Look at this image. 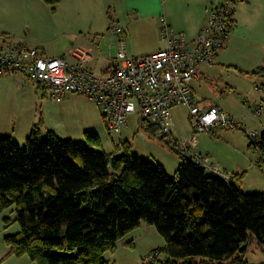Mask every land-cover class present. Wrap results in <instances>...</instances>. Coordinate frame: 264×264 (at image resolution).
I'll return each instance as SVG.
<instances>
[{"label": "trees", "instance_id": "trees-1", "mask_svg": "<svg viewBox=\"0 0 264 264\" xmlns=\"http://www.w3.org/2000/svg\"><path fill=\"white\" fill-rule=\"evenodd\" d=\"M56 7L61 0H42ZM253 74L264 75V65ZM156 134V128L143 121ZM86 143L35 126L22 148L0 137V214L16 207L20 231L6 238L8 255L36 264H114L105 259L143 221L165 239L168 264H247L251 244L264 248V193L246 194L233 182L180 153L174 177L131 154L126 141L101 151L97 134ZM250 148L264 162V132ZM247 246L245 251L242 248Z\"/></svg>", "mask_w": 264, "mask_h": 264}, {"label": "rangeland", "instance_id": "rangeland-1", "mask_svg": "<svg viewBox=\"0 0 264 264\" xmlns=\"http://www.w3.org/2000/svg\"><path fill=\"white\" fill-rule=\"evenodd\" d=\"M131 1L118 0L111 6L102 4L87 18L83 16L84 13L81 15L84 9L72 10L68 6L62 7L61 3L53 7L42 0H0V22L9 31L4 34H10L11 37L16 35L21 40H32L36 45L43 46L49 57L70 58L69 52L80 45L78 40L89 38L92 31L90 21L94 17L98 23L95 30L98 31H106L107 28L110 30V14H121L123 21H128L129 18L134 20L136 10L130 8ZM140 1L145 4L143 12L156 9L154 0ZM247 5L241 1L237 11L239 26L231 32L236 35L225 60L223 59L227 66H220L225 68L224 71L215 66L211 74L213 81L203 79L197 95L203 108L212 105L222 107L236 125L220 126L212 133L198 134L199 144L194 149L199 152L208 149L211 161L220 167L213 168L225 173L228 182H236L232 175L235 171L244 174L242 180L237 182L242 192L263 194L264 162L258 166L261 155L250 148V143L252 137L264 132V112L257 114L262 101L259 100L261 92L258 87L263 88L264 79L261 78L262 74H253L254 70L264 65V0H253L250 7ZM123 21L122 24H125ZM140 24L141 21H138L131 28L135 41L133 44L137 45V50H147L152 44L153 36L149 33L148 26L140 27ZM103 47H106L104 53L108 52L107 43ZM116 52L117 49L114 48L113 54ZM18 79H22V82ZM227 84L235 89L223 92ZM173 116L175 126L172 125V130L174 129L175 138L190 141L194 130L189 109L178 107L173 110ZM130 122L131 127L125 129L123 139L131 145L132 156L141 161L162 163L167 173L174 177L180 165V157L173 144L149 132L138 115L131 117ZM35 125H39L43 137L54 130L62 139H70L74 143H86L85 131H93L100 135L101 151L107 153L113 151L114 141L117 143L119 140V134L108 131L100 109L87 97L69 95L62 101L55 102L46 95L43 86L34 81H26L22 75L0 76V137L10 138L13 135L14 140L22 143L19 145L24 148L26 140H19V137L28 139ZM19 231L16 207L0 214V260L9 253L6 238L17 235ZM125 239H134L136 245L132 246L134 241L127 245L119 243L116 252L105 255L106 260L114 264H168L169 257L157 251L165 246V239L156 227L143 221ZM244 258L248 264H263L264 248L253 243ZM3 264L36 263L28 256H10ZM223 264L231 262L225 261Z\"/></svg>", "mask_w": 264, "mask_h": 264}, {"label": "built area", "instance_id": "built-area-1", "mask_svg": "<svg viewBox=\"0 0 264 264\" xmlns=\"http://www.w3.org/2000/svg\"><path fill=\"white\" fill-rule=\"evenodd\" d=\"M239 2L209 0L207 20L193 41L163 17L161 34L167 42L166 49L142 56H130L120 50L103 74L89 67L90 55L85 50L77 49L70 58L49 57L38 47L0 33V76L22 75L26 81L43 86L55 102L71 94L87 97L100 109L111 134L120 135L130 116L138 115L156 128L157 138L169 141L180 153L209 169L208 158L194 150L197 135L236 123L219 106L204 109L198 105L192 84L199 77L201 66L215 65L235 27ZM110 31L119 36L124 27L112 20ZM182 106L189 109L192 119L190 141L176 139L170 126L173 110ZM258 107L260 115L264 112V99Z\"/></svg>", "mask_w": 264, "mask_h": 264}, {"label": "crops", "instance_id": "crops-1", "mask_svg": "<svg viewBox=\"0 0 264 264\" xmlns=\"http://www.w3.org/2000/svg\"><path fill=\"white\" fill-rule=\"evenodd\" d=\"M17 1H21V0H17ZM241 1L244 2L245 6L248 4L247 6L250 7L253 0H240L239 5H240ZM116 2H118V0H61L59 3H61L60 5H62V7L68 6L72 10L78 9V8L84 9L81 12V15H82V13H84L83 16L88 18L89 16L91 17L92 13L97 10V7H101L102 4L111 6V4H114ZM154 2L156 3V9L153 11H147V12L145 11L146 12L145 13V12H143V9L145 8V4H143L142 1L132 0L130 8L133 10H136L135 18L132 21L130 18L128 19V21L127 20L123 21V16H121V14H114V15L110 14L109 15V21L110 22L112 20H116L121 25H123V27H124V33L122 35H119V36L113 35L110 30L108 31V28L106 31L95 30V27H97L98 23H97L96 18L94 17L90 21L92 31H91L89 38L88 37L87 38H81V40H78V41H80L79 42L80 45L75 50L70 51L69 56L74 51H76L77 49H82V50L87 51L90 55L89 63H88L89 67L92 68L97 74H103L112 66V64L114 63V60H115V58H116V56L120 50H125L130 56H142V55L150 54V53L155 52V51L166 49L167 48V42L161 34V26H162L161 20L163 17H165L167 19L168 23L177 32L184 33L186 35V37L188 38V40H190V41H193L198 36L202 26L204 25V23L207 20L209 0H154ZM147 5H148V2H146V7H147ZM238 10H239V8H238ZM126 13H127V9H126ZM1 17H3V15H1ZM241 17L243 19V15ZM122 21L125 24H122ZM138 21H141V23H142V24H140V27L148 26L149 33H151L153 36V37H151L152 38V41H151L152 44L150 45L149 49H147V50H137L138 49L137 45L133 44L135 41H133V35L131 32V28L133 27L134 23H137ZM235 23L236 24H235L234 28L237 29L239 26V19L237 17V13L235 15ZM3 26H4L3 23L0 22V33L1 34H4L5 32L8 33L9 31H6V29L3 28ZM235 35H236L235 33L234 34L230 33V36H229L228 40L226 41L223 49L218 54V57L216 59V63L214 66H201L199 68V77L197 79H195V81L192 84V87L194 90L193 92H194L195 102L198 105H200L201 107H202L201 100L198 98L197 95H198V92L200 90L199 88L202 87L203 79H205L207 81L208 80L213 81V79H211V74H212L213 70L215 69L214 68L215 66H219L218 68H220V69H222V71H224L225 68H221L220 66H222V67L227 66V64L223 62V59L225 60V57H226L225 55L227 54L229 47L233 44V39H234L233 37H235ZM9 37H11L10 34H9ZM11 38H13L17 42H20V43H23V44H26L29 46L38 47V48L42 49L44 51V53L47 55L45 48L43 46L36 45L37 43L33 42L32 40H29V39L28 40H21V39H18L16 37V35H14ZM106 43L109 47V50H108V52L104 53V51H105L104 49L106 47H103V44H106ZM114 48L117 49L116 54H113ZM97 54H99V56ZM50 57H62V56H50ZM94 61H95V63H94ZM254 72H255V70H254ZM10 76H15V75H10ZM261 78L264 79V75ZM18 80H19V82H22V79H18ZM262 87L263 88L258 87L259 92H261V97L259 98V100L264 99V85ZM230 88L235 89L234 87H231L230 84H227V87L224 88L223 92L226 93L228 90H230ZM71 95H76V94H71ZM77 95H79V94H77ZM212 107H215V106L212 105L210 107H204V109H208V108H212ZM222 110L228 114V112L226 110H224L223 108H222ZM133 116H135V115L130 116V118ZM130 118L128 120V124L123 128L121 134L119 135L118 142L116 143V141H114V147L117 145H120V143H122V142L127 141V140L125 141L123 139V132L125 131V129L131 127ZM172 125H173V127L175 126V116H173L172 120H171V124H170L171 129H172ZM35 126H37V125H35ZM51 131L55 132L60 137V135L56 131H54V130H51ZM87 133H93V131L92 132L91 131H85V133H84L85 137H86ZM13 134H15V131L13 132ZM94 134H96V133H94ZM172 134L174 135V129L172 130ZM98 136L100 137V135H98ZM10 138H12L13 140L15 139V137L13 135ZM19 140H26V143H27L28 139H26V137H24V138L19 137ZM15 142L18 145L19 144L22 145V143H19V141H15ZM198 144H199L198 140H196V142H195L196 148L198 147ZM114 147H113V150H114ZM195 151L198 152L199 154L205 156L206 158H208L210 166H211V168H209V172L211 170H216L213 168V166L220 168L217 163H214L213 161H211L210 151L208 149L201 150L200 152L197 150H195ZM159 164L165 169V167L162 163H159ZM228 168H230L231 170H237L236 168H231V167H228ZM226 170H228V169H226ZM218 172H220V171H218ZM220 173L225 174L223 172H220ZM227 174H229V173H227ZM232 175L234 176V175H241V174L238 173L237 171H235L234 173H232ZM131 241H134V239L127 241L124 238L119 243H121V244L123 243V244L127 245ZM135 245L136 244L134 241L132 246L134 247ZM118 249H119V245H118L117 250ZM244 261L246 262V259ZM231 264H234V263L231 262ZM252 264H254V263H252Z\"/></svg>", "mask_w": 264, "mask_h": 264}, {"label": "water", "instance_id": "water-1", "mask_svg": "<svg viewBox=\"0 0 264 264\" xmlns=\"http://www.w3.org/2000/svg\"><path fill=\"white\" fill-rule=\"evenodd\" d=\"M208 176L210 178L218 179V180H221V181H226V177L222 173L218 172L217 170H211L209 172ZM246 249H247V246H244L242 248V251H245Z\"/></svg>", "mask_w": 264, "mask_h": 264}, {"label": "bare ground", "instance_id": "bare-ground-1", "mask_svg": "<svg viewBox=\"0 0 264 264\" xmlns=\"http://www.w3.org/2000/svg\"><path fill=\"white\" fill-rule=\"evenodd\" d=\"M194 91V90H193Z\"/></svg>", "mask_w": 264, "mask_h": 264}]
</instances>
